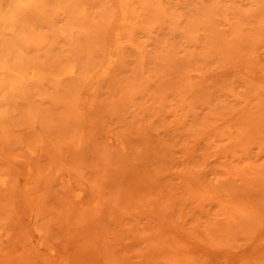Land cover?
Segmentation results:
<instances>
[{"label": "rangeland", "instance_id": "1", "mask_svg": "<svg viewBox=\"0 0 264 264\" xmlns=\"http://www.w3.org/2000/svg\"><path fill=\"white\" fill-rule=\"evenodd\" d=\"M45 2L0 30V264H264V0Z\"/></svg>", "mask_w": 264, "mask_h": 264}, {"label": "bare ground", "instance_id": "2", "mask_svg": "<svg viewBox=\"0 0 264 264\" xmlns=\"http://www.w3.org/2000/svg\"><path fill=\"white\" fill-rule=\"evenodd\" d=\"M6 1L7 3H5L4 0H0V23L2 25L0 27V30L2 31L10 30L9 25L11 23L13 24L24 23L27 13L31 12L32 10L40 12L39 17L42 19H46L47 17V13L45 12L47 3L45 2V0H6ZM4 6L10 8V12L8 11L7 15L3 10ZM119 9H120L121 19L129 23L130 21L129 8L123 5L122 3H120ZM83 12H84V8H80L79 11L77 12L76 18L77 16H80V14H83ZM61 13L65 15L66 11L63 10ZM35 31L36 30H33V34ZM112 35H114L112 38L113 43L115 45H119V43L121 42L118 37L119 34L113 33ZM112 64H113V60L108 59L107 65L103 67L102 71L106 72V70L110 68ZM0 68H1L0 69L1 72L2 71L8 72L13 77H17V76L20 78L24 77V75L20 71L13 70L10 67L4 68L3 66H0ZM77 68H78V64L75 61H72L65 68H63L58 75L72 74ZM26 72L28 77H30L31 79L38 80L42 78V74L40 73L39 69H37L34 66L28 68ZM3 82H4L3 79H0V86L3 85Z\"/></svg>", "mask_w": 264, "mask_h": 264}]
</instances>
